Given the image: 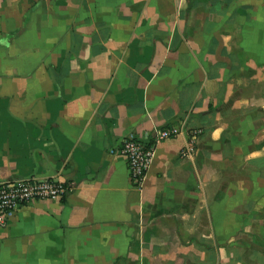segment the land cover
<instances>
[{
	"label": "crops",
	"instance_id": "0c3cea01",
	"mask_svg": "<svg viewBox=\"0 0 264 264\" xmlns=\"http://www.w3.org/2000/svg\"><path fill=\"white\" fill-rule=\"evenodd\" d=\"M50 178L0 264H264V0H0V184Z\"/></svg>",
	"mask_w": 264,
	"mask_h": 264
},
{
	"label": "built area",
	"instance_id": "2783aa9c",
	"mask_svg": "<svg viewBox=\"0 0 264 264\" xmlns=\"http://www.w3.org/2000/svg\"><path fill=\"white\" fill-rule=\"evenodd\" d=\"M182 135L177 128L160 130L155 133V144ZM155 144L147 146L137 140L125 141L118 152L128 159L132 180L140 188L144 182L155 155ZM195 148L189 141L182 151V158L193 156ZM74 186L57 178L46 180L21 179L0 184V226H5L8 218L18 210L42 201H59L72 192Z\"/></svg>",
	"mask_w": 264,
	"mask_h": 264
}]
</instances>
